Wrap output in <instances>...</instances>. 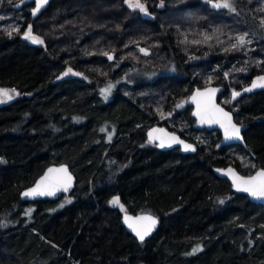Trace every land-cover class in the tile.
<instances>
[{
  "label": "trees",
  "instance_id": "1",
  "mask_svg": "<svg viewBox=\"0 0 264 264\" xmlns=\"http://www.w3.org/2000/svg\"><path fill=\"white\" fill-rule=\"evenodd\" d=\"M19 1L0 0V89L20 94L0 104V264H264V206L215 173L264 168V87L231 102L264 77V0H229L235 11L220 0H53L35 21ZM28 26L44 45L23 38ZM208 85L250 126L247 147L194 128L185 101ZM155 125L197 153L160 150L146 136ZM53 164L69 165L73 192L23 201ZM124 211L156 215L158 230L138 241Z\"/></svg>",
  "mask_w": 264,
  "mask_h": 264
},
{
  "label": "water",
  "instance_id": "2",
  "mask_svg": "<svg viewBox=\"0 0 264 264\" xmlns=\"http://www.w3.org/2000/svg\"><path fill=\"white\" fill-rule=\"evenodd\" d=\"M53 0H47L46 4H43L39 10V12H36L35 15H33V12L35 11L36 8V2L37 0H21L19 1L14 7L17 10H22L25 6L27 5H33L32 7H29L27 11L32 15V21H35L38 19L41 14L46 11L50 4L52 3ZM24 38V36H23ZM25 39V38H24ZM141 52L144 55H148L149 51L145 48H140ZM143 50V51H142ZM147 53V54H146ZM111 57V59H109ZM115 58V54H109L108 59L109 61H113ZM253 83L242 90L239 91H233L231 94V102L235 103L239 99H241L243 96L246 94H251L255 92L258 87L253 88L252 87ZM245 89H251L250 91H245ZM225 88L223 86H218V85H208L202 88H196L192 94L188 98L187 105L192 108V117L195 120V125L194 128L198 131L201 130H208V131H219L221 134V142L220 146L221 147H227V146H242V147H247L246 141H245V136L244 133L246 130L249 129L248 124H240L236 122L234 114L225 108L220 102H219V97L221 94L224 92ZM235 93H239V95H234ZM222 109L223 112H220L219 110ZM223 113H228V115L231 117V124H235L236 127L240 129V138L236 137H231L228 136L226 137L225 135V128L221 127V123H216V122H209L212 119H220L221 122H223L226 126L228 125V119L227 117L223 116ZM203 118V119H202ZM151 134V137L150 135ZM147 139L149 142L156 144L158 148L162 151H171L176 148H180L181 151L185 154H195L197 153V147L196 145L183 138L181 135L178 133L171 131L165 126L161 125H155L150 127L147 130L146 133ZM176 137L178 140L183 141V143H177L173 141L171 138ZM163 140L165 142L164 147H160L159 144ZM191 145L192 148L195 150H185L184 145ZM50 169L54 170H60V169H67V175L71 176V182L70 186L67 187V191L64 190V187L57 186V187H52V182L58 178V177H65V173L60 172V171H53L49 172ZM231 169V172L228 170ZM264 170V168H259L257 169L252 175H244L240 173L237 168L234 166L230 165L228 167H220L215 169V173L217 176L221 179H227L232 187L233 190L238 193V194H244L250 198V200L253 203L261 204L264 206V199H258L256 197H253L250 193L244 192V191H239L237 190L236 182H234V177L233 173L235 176L238 177H243L244 179H248L249 177L255 176L259 171ZM45 177H48L49 179L45 181L44 185H41V189L45 188V186H49L48 190L53 191L54 194L52 195H34V196H24L23 193L30 191L33 188H36L37 185L41 184V181L45 179ZM77 178L75 174L72 172L71 168L67 164H53L48 166L44 173L35 181V183L26 188L25 190L22 191L21 193V199L25 202H36V201H41V200H51V201H56L58 200L62 195H70L73 190L75 189ZM41 189H38L40 191ZM126 217H131L132 219L126 222ZM139 217H152L156 220L155 225L151 227V231L149 232L148 235L145 236L143 241H140V239L137 237L135 232L128 226L129 223H133L137 227H143L147 226L150 224V221L148 220H137ZM122 225L125 227V229L132 234L133 236L136 237V239L140 242H144L148 239H150L155 232L158 230L159 225H160V219L156 215L148 212H142V213H131L124 211L122 213V219H121Z\"/></svg>",
  "mask_w": 264,
  "mask_h": 264
},
{
  "label": "snow or ice",
  "instance_id": "3",
  "mask_svg": "<svg viewBox=\"0 0 264 264\" xmlns=\"http://www.w3.org/2000/svg\"><path fill=\"white\" fill-rule=\"evenodd\" d=\"M209 2H211V0H209ZM47 0H37L36 2V8L35 11L33 12V15L36 14V12H39L41 6L43 4H46ZM130 7H138L141 8V10L143 9V5L136 3V4H132L131 2L129 3ZM213 7L216 8H220V7H224V8H228L231 11H235L234 7H232L231 3L229 2V0H220V2L218 3H214ZM264 23V22H262ZM15 31H18V29H14ZM9 36L12 35V32L9 31L8 32ZM24 38L25 39H29L31 40L33 43H43L42 40H40L38 37L32 35V29L31 26H28L27 31L24 33ZM245 41V37L241 36L239 37V43L242 45ZM235 47V45H234ZM143 51V50H142ZM147 54V53H146ZM109 59H111V57H109ZM70 71V70H69ZM67 74V73H65ZM253 88L255 87H264V77H260L258 82H254L252 85ZM251 89H245V91H250ZM108 90H105V92H107ZM11 93H15V89H12L11 91L7 90V89H0V103H3L5 100L11 99L12 95ZM18 95V93H16ZM234 95H239V93H235ZM220 112H223L222 109L219 110ZM224 117H227L228 119V125L226 126L223 122H221L220 119H212L209 122H216V123H221V127L225 128V135L226 137L231 136V137H236V138H240V129L238 127H236L235 124H231V117L228 115V113H223ZM203 119V118H202ZM103 131V129H102ZM151 137V134H149ZM109 141L111 140V136L108 137ZM173 141L177 142V143H183V141L178 140V138L176 137H172L171 138ZM160 147H164L165 146V142L163 140H161ZM185 150H195L194 148H192L191 145H184ZM53 171H60L65 173V177H58L56 178L53 182H52V187H57V186H63L64 190L67 191V187L70 186V182H71V176L67 175V169H60V170H54V169H50L49 172H53ZM229 172H231V169L228 170ZM233 177H234V182H236V186H237V190L239 191H244V192H248L250 193L253 197H256L258 199H264V170L259 171L255 176L249 177L248 179H244L243 177H238L235 176V174L233 173ZM49 178L45 177L44 180L41 181L40 185H37L36 188L31 189L30 191L24 192L23 195L24 196H34V195H52L54 194L53 191L48 190L49 186H45V188L41 189V185L45 184V181H47ZM38 189H41L40 191H38ZM111 203L113 205H119V200L118 198L113 199L111 201ZM222 203V201H221ZM63 206V205H61ZM120 207L122 208L123 206L120 205ZM29 210V214H30ZM126 222L131 220V217H126ZM137 220H148L150 221V224L147 226H143V227H137L136 225H134L133 223H129V227L135 232V234L137 235V237L140 239V241H143L145 236L149 234V232L151 231V227L153 225H155L156 220L152 217H139L137 218ZM198 249H194L193 251H197Z\"/></svg>",
  "mask_w": 264,
  "mask_h": 264
},
{
  "label": "rangeland",
  "instance_id": "4",
  "mask_svg": "<svg viewBox=\"0 0 264 264\" xmlns=\"http://www.w3.org/2000/svg\"><path fill=\"white\" fill-rule=\"evenodd\" d=\"M217 3H218V2H217ZM213 4H214V3H212V5H213ZM32 35L38 37L40 40L43 41V43H33L31 40L27 39V40L29 41V43H31V44H36V45H44V40H43V38H42L41 36H39V35H37V34H35V33H33V32H32ZM110 54H112V53H110ZM110 89H112L111 86H110V87H106V88L101 89V95H102V97H103V99H104L105 101H109V100H111V99L113 98V93H112V91H110ZM105 90H108V91L105 92ZM16 93H18V96L20 95L19 92H17V91H15V93H13V94H15V96H16V95H17ZM18 96H17V97H18ZM8 100H9V99H8ZM8 100H5L3 103H0V104H4V103L8 102ZM187 102H188V100L185 101L186 104H187ZM109 136H111V140H112V138H113V134L110 133ZM120 205H121V204H120V202H119V205H117V206L120 207ZM120 208H121V207H120Z\"/></svg>",
  "mask_w": 264,
  "mask_h": 264
}]
</instances>
